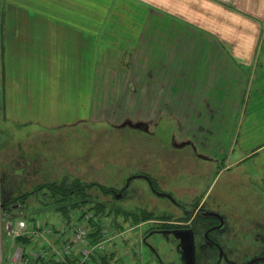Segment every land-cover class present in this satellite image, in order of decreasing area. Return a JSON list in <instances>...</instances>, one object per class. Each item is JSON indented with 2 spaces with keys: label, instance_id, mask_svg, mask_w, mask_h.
<instances>
[{
  "label": "rangeland",
  "instance_id": "1",
  "mask_svg": "<svg viewBox=\"0 0 264 264\" xmlns=\"http://www.w3.org/2000/svg\"><path fill=\"white\" fill-rule=\"evenodd\" d=\"M206 73L211 97H141L135 120H116L119 109L112 103L102 122L51 128L4 121L0 108V264H17V248L29 264L39 251L41 264H56L54 252L46 255L48 243L62 251L56 242L60 228L64 242L78 230L74 264H182L176 242L150 231L184 226L195 228L198 264H213L216 252L203 239L208 219L201 214L211 208L226 222L216 235L227 256L221 264H264V195L243 184L238 170L244 166L218 174L235 161L230 153L246 85L229 83L228 69ZM235 89L242 97L237 117L238 97H229ZM216 137L225 140L222 150ZM75 184L85 187L86 202L52 196V187ZM20 220L26 224L22 232Z\"/></svg>",
  "mask_w": 264,
  "mask_h": 264
},
{
  "label": "crops",
  "instance_id": "2",
  "mask_svg": "<svg viewBox=\"0 0 264 264\" xmlns=\"http://www.w3.org/2000/svg\"><path fill=\"white\" fill-rule=\"evenodd\" d=\"M216 69L246 85L238 159L218 174L244 166L243 184L264 195V0H0L4 121L102 122L114 104L116 120H135L141 97H211ZM229 97L237 117L242 97Z\"/></svg>",
  "mask_w": 264,
  "mask_h": 264
},
{
  "label": "flooded vegetation",
  "instance_id": "3",
  "mask_svg": "<svg viewBox=\"0 0 264 264\" xmlns=\"http://www.w3.org/2000/svg\"><path fill=\"white\" fill-rule=\"evenodd\" d=\"M145 178L146 177H144V179ZM150 186H151V184H150ZM151 190L157 196V192L154 191L152 188H151ZM116 195H114V197ZM221 195H222V193H221ZM163 197H165V196H163ZM169 201H171V200H169ZM172 204H174V203H172ZM177 205H178V203H176L175 206H177ZM181 206L182 205H180V204L178 205V207H181ZM201 214H202V217H204L205 219H208V222H206L202 226V228H203L202 229L203 230V232H202L203 233V239H204V241L206 243L211 245L213 247V249L215 250V252H216L213 264H221L222 261H227V256H226L224 250L222 249L220 241L217 239L216 235H220L222 232H224L226 230L225 217L223 216L222 213L219 212L218 209H214V208H211L210 210L204 209V210H202ZM176 228L177 229L178 228H190V229H192L193 234H194V243H195V264H198V261H199V258H198V246H197V243H196V236H195V228L194 227H190V226H184V227H160V228L154 229V230H152L150 232L155 233V231H159V230H172V229H176ZM147 234H145V236ZM156 234L161 235L163 237V239L165 241H167V242H169V241L176 242L175 250L179 254V260L181 261L180 251L177 249L178 241L175 240L170 234H160V233H156Z\"/></svg>",
  "mask_w": 264,
  "mask_h": 264
},
{
  "label": "built area",
  "instance_id": "4",
  "mask_svg": "<svg viewBox=\"0 0 264 264\" xmlns=\"http://www.w3.org/2000/svg\"><path fill=\"white\" fill-rule=\"evenodd\" d=\"M25 226H26L25 222L23 220H20L19 223H18V225H17V227H18L17 229L18 230H21V232H22V230H24V228H26ZM41 228L43 230H45V231H48L47 229H49V228H46L45 226H42ZM75 230L73 232V237H72V239L69 242L62 241V235L65 232V229H61L60 228V230H57L58 231V239H57L58 241H56V242L58 243L59 247L62 248V251H59V252L56 253L53 250V245H51L50 243H48V246H50V248L48 249V253H47L46 256H48L50 252H54L56 254L55 255V262H56V264L57 263H59V264H67V263H71V262L75 261V258H77L75 256V254H77V250H76V248H77V239H76V236H77V231H78L77 229H75ZM14 233L17 234L18 232H15L14 231ZM34 236L37 237V238H43V235L42 234H39V232H37V233L34 232ZM17 251L19 252V254H18L19 257H18L16 263L17 264H29V258L26 257L25 255H23L22 250L19 249V248H17ZM37 253L39 255H41L42 251H39ZM39 255L36 256V257H34V260L36 258L37 264H41V262H40L41 259L40 260L38 259ZM63 256H67V257L70 256V257H69V259H66L67 257H63ZM34 260L32 261V264H35V263H33ZM45 262H46V259H45ZM72 264H74V262ZM75 264H81V262L78 263V261H77Z\"/></svg>",
  "mask_w": 264,
  "mask_h": 264
},
{
  "label": "water",
  "instance_id": "5",
  "mask_svg": "<svg viewBox=\"0 0 264 264\" xmlns=\"http://www.w3.org/2000/svg\"><path fill=\"white\" fill-rule=\"evenodd\" d=\"M159 196H165L176 204L175 200L168 194L157 193ZM117 194L115 198H119ZM155 233L170 234L175 240L178 241L177 249L180 251L182 264H195V243L194 234L190 228H176L172 230H159Z\"/></svg>",
  "mask_w": 264,
  "mask_h": 264
},
{
  "label": "trees",
  "instance_id": "6",
  "mask_svg": "<svg viewBox=\"0 0 264 264\" xmlns=\"http://www.w3.org/2000/svg\"><path fill=\"white\" fill-rule=\"evenodd\" d=\"M85 187L79 186L78 184H75L73 189H64L59 190L52 187L50 190L54 194L52 196H56V198L59 200V198L62 200L63 203H80V202H86L84 199L83 193ZM103 264H107L106 261H102Z\"/></svg>",
  "mask_w": 264,
  "mask_h": 264
}]
</instances>
